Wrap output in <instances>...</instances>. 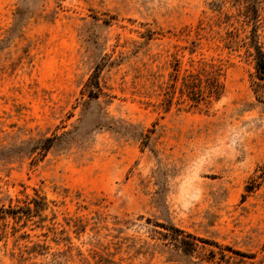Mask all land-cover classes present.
Instances as JSON below:
<instances>
[{"label": "rangeland", "instance_id": "rangeland-1", "mask_svg": "<svg viewBox=\"0 0 264 264\" xmlns=\"http://www.w3.org/2000/svg\"><path fill=\"white\" fill-rule=\"evenodd\" d=\"M255 1L0 0V264H264Z\"/></svg>", "mask_w": 264, "mask_h": 264}, {"label": "trees", "instance_id": "trees-1", "mask_svg": "<svg viewBox=\"0 0 264 264\" xmlns=\"http://www.w3.org/2000/svg\"><path fill=\"white\" fill-rule=\"evenodd\" d=\"M256 1L255 0H249V2H248V5H250V6H254V3H255ZM261 62H259L258 64H260ZM262 65H264V63L262 64ZM45 142H46V146H45V148H48V147H50V145H51V139L50 138H46V140H45ZM170 229H171V231H172V236H173V234H175V233H178V232H180V230H178L177 228H175V227H173V226H170ZM176 235V234H175ZM192 239V240H191ZM191 239H189V240H186V239H184V240H182V242L184 243V244H186L187 245V247H193L194 246V241H193V239L194 238H191Z\"/></svg>", "mask_w": 264, "mask_h": 264}]
</instances>
